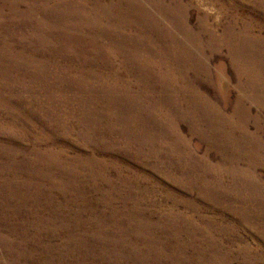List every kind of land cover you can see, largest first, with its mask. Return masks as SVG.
<instances>
[{"label": "rangeland", "instance_id": "374dc122", "mask_svg": "<svg viewBox=\"0 0 264 264\" xmlns=\"http://www.w3.org/2000/svg\"><path fill=\"white\" fill-rule=\"evenodd\" d=\"M0 264H264V0H0Z\"/></svg>", "mask_w": 264, "mask_h": 264}]
</instances>
